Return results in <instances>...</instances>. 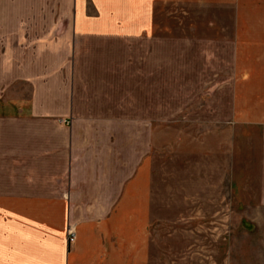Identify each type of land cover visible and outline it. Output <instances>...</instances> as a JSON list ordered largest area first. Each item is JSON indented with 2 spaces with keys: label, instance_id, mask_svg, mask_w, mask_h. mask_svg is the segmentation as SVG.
<instances>
[{
  "label": "crops",
  "instance_id": "crops-1",
  "mask_svg": "<svg viewBox=\"0 0 264 264\" xmlns=\"http://www.w3.org/2000/svg\"><path fill=\"white\" fill-rule=\"evenodd\" d=\"M163 7L206 11L208 30L230 12L231 180L254 165L264 197V0H0V264H151L153 132L134 68L50 53L150 41Z\"/></svg>",
  "mask_w": 264,
  "mask_h": 264
},
{
  "label": "rangeland",
  "instance_id": "rangeland-1",
  "mask_svg": "<svg viewBox=\"0 0 264 264\" xmlns=\"http://www.w3.org/2000/svg\"><path fill=\"white\" fill-rule=\"evenodd\" d=\"M212 15L216 27L208 30L206 11L163 7L150 41L99 47L88 40L75 63L74 54L70 60L66 53H50V64L134 68L136 112L153 132L151 264H264V197L252 179L255 166H242L240 176L248 180L233 181L239 170L231 171L227 154L230 12L215 9ZM138 81L144 84L139 89Z\"/></svg>",
  "mask_w": 264,
  "mask_h": 264
},
{
  "label": "built area",
  "instance_id": "built-area-1",
  "mask_svg": "<svg viewBox=\"0 0 264 264\" xmlns=\"http://www.w3.org/2000/svg\"><path fill=\"white\" fill-rule=\"evenodd\" d=\"M76 240V231L74 227H71L68 231V241L70 244L74 243Z\"/></svg>",
  "mask_w": 264,
  "mask_h": 264
}]
</instances>
